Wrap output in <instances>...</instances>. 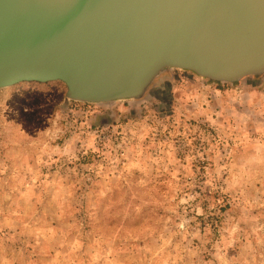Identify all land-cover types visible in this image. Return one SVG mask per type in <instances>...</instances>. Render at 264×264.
<instances>
[{
    "label": "rangeland",
    "instance_id": "obj_1",
    "mask_svg": "<svg viewBox=\"0 0 264 264\" xmlns=\"http://www.w3.org/2000/svg\"><path fill=\"white\" fill-rule=\"evenodd\" d=\"M65 90L0 89V264H264V72Z\"/></svg>",
    "mask_w": 264,
    "mask_h": 264
},
{
    "label": "water",
    "instance_id": "obj_2",
    "mask_svg": "<svg viewBox=\"0 0 264 264\" xmlns=\"http://www.w3.org/2000/svg\"><path fill=\"white\" fill-rule=\"evenodd\" d=\"M166 68L234 83L264 72V0H0V89L138 99Z\"/></svg>",
    "mask_w": 264,
    "mask_h": 264
}]
</instances>
